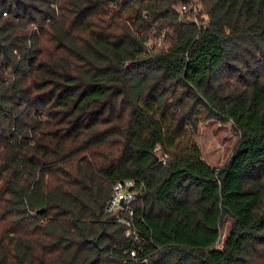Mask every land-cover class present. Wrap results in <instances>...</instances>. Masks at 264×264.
Instances as JSON below:
<instances>
[{
    "label": "trees",
    "instance_id": "trees-1",
    "mask_svg": "<svg viewBox=\"0 0 264 264\" xmlns=\"http://www.w3.org/2000/svg\"><path fill=\"white\" fill-rule=\"evenodd\" d=\"M0 264H264V0H0Z\"/></svg>",
    "mask_w": 264,
    "mask_h": 264
},
{
    "label": "rangeland",
    "instance_id": "rangeland-1",
    "mask_svg": "<svg viewBox=\"0 0 264 264\" xmlns=\"http://www.w3.org/2000/svg\"><path fill=\"white\" fill-rule=\"evenodd\" d=\"M200 147L203 159L212 167L223 166L231 157L239 141V132L232 122H220L214 119L203 120L194 137ZM231 228V221H226L221 230V238L217 246L221 248Z\"/></svg>",
    "mask_w": 264,
    "mask_h": 264
},
{
    "label": "built area",
    "instance_id": "built-area-1",
    "mask_svg": "<svg viewBox=\"0 0 264 264\" xmlns=\"http://www.w3.org/2000/svg\"><path fill=\"white\" fill-rule=\"evenodd\" d=\"M189 9L187 5H183L181 11L185 12ZM197 9L194 5L193 21L197 22ZM165 37V32L161 34V38ZM161 40L156 43L160 44ZM147 47L151 49L153 44L147 43ZM144 184L135 179H119L113 184L112 194L106 204V211L109 213H117V221L126 227V237L134 243L140 241V229L136 221L135 204L143 196ZM124 203V206L122 205ZM130 257L139 260L138 252L135 248L129 251ZM142 262H147V258H142Z\"/></svg>",
    "mask_w": 264,
    "mask_h": 264
},
{
    "label": "water",
    "instance_id": "water-1",
    "mask_svg": "<svg viewBox=\"0 0 264 264\" xmlns=\"http://www.w3.org/2000/svg\"><path fill=\"white\" fill-rule=\"evenodd\" d=\"M122 205L124 206V203H122ZM45 211V208H41L38 210V213H43Z\"/></svg>",
    "mask_w": 264,
    "mask_h": 264
}]
</instances>
